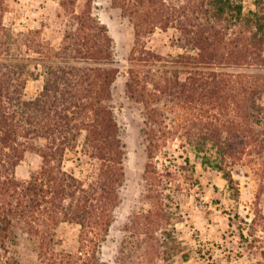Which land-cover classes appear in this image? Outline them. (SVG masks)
<instances>
[{
    "label": "trees",
    "instance_id": "16d2710c",
    "mask_svg": "<svg viewBox=\"0 0 264 264\" xmlns=\"http://www.w3.org/2000/svg\"><path fill=\"white\" fill-rule=\"evenodd\" d=\"M58 1L67 21L62 42L53 46L40 40V31L13 34L2 22L7 1L0 0V244L6 264H23L21 246L34 252L39 264H102L97 242L90 237L108 232L115 178L121 177L123 144L108 104L119 73L112 40L92 16V0L80 12L75 0ZM134 1L113 0L121 9L133 10L136 44L130 57L129 94L137 101L144 97L141 62H170L172 68L158 77L153 74L154 89L169 96L194 95L201 88L217 96L226 89V77L235 78L237 85L227 91L240 97V112L216 145L223 162L237 159L246 144V137L236 133L247 120L245 101L252 100L250 117L260 125L264 85L259 76L228 69L264 68L263 9L245 15L242 4L232 0H187L176 6L165 0ZM170 28L178 32L180 47L193 54L165 60L144 48L145 36ZM204 67L206 72L201 71ZM37 68L44 77L43 91L26 100L27 81ZM182 74L187 75L183 82ZM83 136L84 152L95 161L88 184L63 169L65 157ZM27 152L39 154L43 165L29 181L20 182L15 170ZM224 177L232 183L231 174L224 172ZM60 223L81 227L78 253L56 252L54 233Z\"/></svg>",
    "mask_w": 264,
    "mask_h": 264
},
{
    "label": "rangeland",
    "instance_id": "374dc122",
    "mask_svg": "<svg viewBox=\"0 0 264 264\" xmlns=\"http://www.w3.org/2000/svg\"><path fill=\"white\" fill-rule=\"evenodd\" d=\"M3 25L13 34L40 31V40L59 45L66 30V17L58 0H6ZM88 0H75L80 12ZM241 3L244 14L264 11V0H232ZM129 2L135 3L134 0ZM176 6L187 0H165ZM92 16L107 29L112 40L115 66L119 70L111 85L112 108L123 144L121 177L114 183L111 226L95 232L97 258L102 264H264V113L261 124L250 117L252 100L243 109L247 120L238 136H245L241 155L228 163L218 155L220 138L237 119L240 97L228 90L236 79L226 77L223 93L211 97L204 88L194 95L169 96L156 91L153 79L170 62H141L142 101L128 92L131 54L135 48L133 10H123L113 0H92ZM178 32L156 29L143 38L146 50L168 56L193 54L177 43ZM259 76L264 68L228 69ZM206 72L205 67L201 69ZM27 81L24 98L33 100L45 84L41 68ZM153 74H156L154 77ZM186 74L180 81L186 80ZM237 85V84H236ZM242 99V98H241ZM251 100V101H250ZM264 110V92L259 97ZM240 112V111H239ZM241 143V138L236 144ZM84 136L69 152L63 169L86 184L92 164L85 154ZM99 162V161H98ZM97 162V163H98ZM99 164V163H98ZM43 165L35 152H27L15 170L20 182L29 181ZM221 167L224 171H221ZM224 172L231 174L228 182ZM81 227L60 223L54 233L59 253H78ZM98 233V235H97ZM28 248H31L29 246ZM23 264H39L37 255L21 246ZM0 244V264L7 263Z\"/></svg>",
    "mask_w": 264,
    "mask_h": 264
}]
</instances>
